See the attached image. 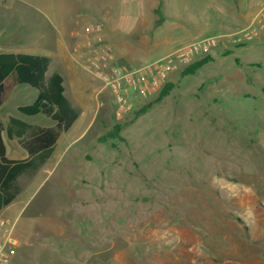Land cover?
<instances>
[{"label": "rangeland", "instance_id": "obj_1", "mask_svg": "<svg viewBox=\"0 0 264 264\" xmlns=\"http://www.w3.org/2000/svg\"><path fill=\"white\" fill-rule=\"evenodd\" d=\"M73 1L0 0V53L47 57L46 80L61 75L78 112L67 130L19 113L38 95L28 85L0 106L4 127L13 117L58 134L0 211L17 242L9 264H264V33L240 39V25L237 36L217 38L194 75L172 73L166 97L116 118L111 92L87 71L84 38L80 50L67 49ZM202 1L169 0L176 17L157 12L160 20L124 31L138 65L217 35L202 23ZM262 7L254 0V12ZM149 30L163 46L145 48ZM116 125L119 136L107 138ZM3 137L9 159H35L23 141Z\"/></svg>", "mask_w": 264, "mask_h": 264}, {"label": "trees", "instance_id": "obj_2", "mask_svg": "<svg viewBox=\"0 0 264 264\" xmlns=\"http://www.w3.org/2000/svg\"><path fill=\"white\" fill-rule=\"evenodd\" d=\"M210 61L208 56L196 60L181 72L183 76L194 75L197 70ZM49 59L39 55L23 53H0V106L6 101L9 92L20 85H28L38 90L35 100L18 108V112L29 117L39 114L48 116L53 122L67 130L78 118L76 109L70 106L64 97L63 78L54 73L46 80ZM173 84L166 83L157 100L166 97ZM264 92V89H262ZM149 106H146L147 109ZM146 109L143 108L142 112ZM121 127L116 125L107 134V138L119 136ZM8 139L17 138L26 144L29 152L34 155L32 160H12L7 157L3 133ZM28 138L25 141V138ZM106 138V139H107ZM58 139V134L49 129H41L29 125L19 119L10 117L8 125L0 122V211L13 202L18 195L15 184L16 179L23 173L36 168L38 160L42 163L53 151V145Z\"/></svg>", "mask_w": 264, "mask_h": 264}, {"label": "built area", "instance_id": "obj_3", "mask_svg": "<svg viewBox=\"0 0 264 264\" xmlns=\"http://www.w3.org/2000/svg\"><path fill=\"white\" fill-rule=\"evenodd\" d=\"M102 32L101 24L87 25L82 29L89 55L87 71L101 82L103 90L111 92L116 105V118L131 112L137 102H147L157 96L162 87L170 82L168 77L172 73L182 72L196 60L207 56L217 44L215 37L204 38L178 47L143 66L126 68L116 62ZM241 33L240 39L246 40L264 33V7ZM12 233L10 221L0 218V264L10 263V250L17 244Z\"/></svg>", "mask_w": 264, "mask_h": 264}, {"label": "crops", "instance_id": "obj_4", "mask_svg": "<svg viewBox=\"0 0 264 264\" xmlns=\"http://www.w3.org/2000/svg\"><path fill=\"white\" fill-rule=\"evenodd\" d=\"M168 1L169 0H74L70 9L76 20L75 24H77V32L69 31V33H66L65 40L69 45H67V49L69 53H72L71 49L77 51L80 50L81 46H84L83 44L80 46L78 45V42L83 38L85 43V37L80 28L81 22H84L82 25L83 28L87 25L101 24L103 27L102 34L104 40L112 49L116 62L126 68L138 67L140 65H138L135 58L138 52L135 54L129 50L130 44L125 43V35L123 36L121 34L130 29L133 25H148L147 20L152 18L155 19L157 17V12H161V20H163V18L171 19L176 17L178 13L175 12V9L172 8L171 2ZM210 1L212 4L215 2L214 7H211V4H209L207 0L202 1V23L215 26L214 28L217 30L218 34L212 37H215L216 39L232 38L233 35H236L240 30H244L248 27L260 11L259 9L257 12H254V0ZM165 9H172V12H174L175 15L167 11V16ZM196 18L197 14L194 13L192 16L194 21L192 22L199 23ZM160 19L158 18V20ZM96 21L97 23L94 24L93 22ZM61 23H64V21L60 22V24ZM240 25H246V27L238 30L237 28H239ZM105 27L107 30H110V33L105 31ZM144 31L147 32V28L144 27ZM149 31L150 36L147 37L145 48L150 51L153 50V48L157 49L163 46L165 41L163 36L158 38L159 40H162L163 38V43H156V37L151 35L152 30ZM155 44H158V46L154 47ZM126 47L128 50H126ZM79 54L80 55L77 57L81 58L83 54ZM65 65L66 63L64 64V62H62V68L65 67Z\"/></svg>", "mask_w": 264, "mask_h": 264}]
</instances>
